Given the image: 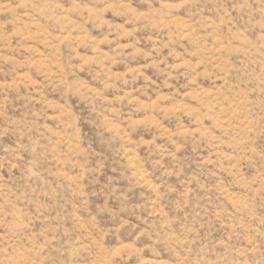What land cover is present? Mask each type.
I'll use <instances>...</instances> for the list:
<instances>
[{
  "label": "rangeland",
  "instance_id": "1",
  "mask_svg": "<svg viewBox=\"0 0 264 264\" xmlns=\"http://www.w3.org/2000/svg\"><path fill=\"white\" fill-rule=\"evenodd\" d=\"M0 264H264V0H0Z\"/></svg>",
  "mask_w": 264,
  "mask_h": 264
}]
</instances>
